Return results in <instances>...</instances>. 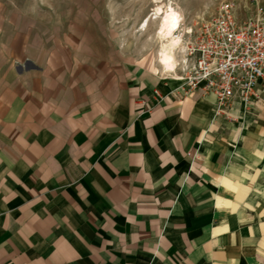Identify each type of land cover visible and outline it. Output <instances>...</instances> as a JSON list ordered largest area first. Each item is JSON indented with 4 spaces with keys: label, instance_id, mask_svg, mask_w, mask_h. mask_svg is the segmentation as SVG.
<instances>
[{
    "label": "crops",
    "instance_id": "1",
    "mask_svg": "<svg viewBox=\"0 0 264 264\" xmlns=\"http://www.w3.org/2000/svg\"><path fill=\"white\" fill-rule=\"evenodd\" d=\"M158 62L0 0V264H264V106L215 116Z\"/></svg>",
    "mask_w": 264,
    "mask_h": 264
},
{
    "label": "built area",
    "instance_id": "2",
    "mask_svg": "<svg viewBox=\"0 0 264 264\" xmlns=\"http://www.w3.org/2000/svg\"><path fill=\"white\" fill-rule=\"evenodd\" d=\"M187 40L171 71L183 95L211 97L215 116L227 117L234 103L245 113L264 106V8L241 19L233 3L222 2Z\"/></svg>",
    "mask_w": 264,
    "mask_h": 264
},
{
    "label": "rangeland",
    "instance_id": "3",
    "mask_svg": "<svg viewBox=\"0 0 264 264\" xmlns=\"http://www.w3.org/2000/svg\"><path fill=\"white\" fill-rule=\"evenodd\" d=\"M40 2L47 9L70 10L78 3L82 8H94L95 14L110 18L111 31L116 39L138 53L143 63L164 64L160 57V18L169 13L176 18L175 36H179L180 48L174 50L173 61L168 64L171 71L176 60L185 53L187 37L197 28L201 20L213 16L222 2H231L239 18L253 16L264 8V0H31ZM148 21V22H147ZM147 23V26L144 25ZM166 65V64H165ZM170 73V76H173ZM177 73V72H176Z\"/></svg>",
    "mask_w": 264,
    "mask_h": 264
},
{
    "label": "bare ground",
    "instance_id": "4",
    "mask_svg": "<svg viewBox=\"0 0 264 264\" xmlns=\"http://www.w3.org/2000/svg\"><path fill=\"white\" fill-rule=\"evenodd\" d=\"M161 26L158 31V39L160 41V57L163 59V63L169 64L173 61L174 50L180 48V38L175 36L177 30L175 16L166 13L163 18H160ZM148 22V21H147ZM147 26V23L144 27Z\"/></svg>",
    "mask_w": 264,
    "mask_h": 264
}]
</instances>
